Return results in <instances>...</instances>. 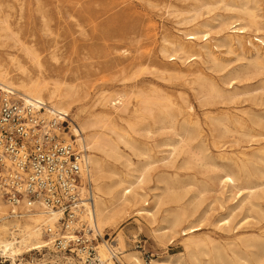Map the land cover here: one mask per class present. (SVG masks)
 <instances>
[{"label":"bare ground","instance_id":"obj_1","mask_svg":"<svg viewBox=\"0 0 264 264\" xmlns=\"http://www.w3.org/2000/svg\"><path fill=\"white\" fill-rule=\"evenodd\" d=\"M9 1L3 0V4ZM78 1L80 0H75V3L78 4ZM178 1L179 5L173 7L172 14L175 15V24L181 29L177 30V34L167 31L159 35L161 40L159 55L163 59L170 63L178 62L183 66L198 59L209 65L208 70L214 73H223L228 65L219 59L218 54H214L212 48L223 47L231 53L236 49H245L248 43L254 48V62L249 63V66L245 68L237 67L226 72L222 76V84L229 87L233 81H239L241 78L259 73L263 68L259 60L261 59L260 52L264 50V38H256L255 41L258 44H254L251 39H246L247 41L243 39L250 30L259 32L264 28L261 17L256 13L258 0ZM13 2L15 3L17 0ZM50 4V0H36L35 11L41 36L33 39L29 44L25 42L21 44V57L24 61L15 58V55L14 57L7 55L9 67H13L20 76L17 78L11 76L12 72L8 66L0 61V90L9 91L26 103H33L35 106L38 103L43 105L46 119L58 117L67 119L72 111V105L76 102L74 87H66L59 82L49 83L43 75L44 68L40 62L42 53L39 55L38 51L48 53L49 58L56 63V55L59 51L56 39L60 37L73 39L78 31L61 34L53 32L50 27L51 19L45 9ZM94 4L105 7L109 3L96 0ZM104 7L97 12L89 7L81 6L78 9L74 7L67 10L65 15L68 18L82 15L89 22L106 16L103 21L94 26L90 33H81V31L78 32V35L94 42L108 41L114 39L118 31L126 32L123 30L127 26L123 28L118 19L108 17V12ZM22 9L20 7L19 12ZM9 16L10 14L0 7V28L3 31H7L10 27ZM131 28L132 26H130ZM130 29L128 28L127 32ZM8 33L10 34V32ZM220 33L225 34L222 38L214 40L218 43L210 45L209 41L213 40L211 36ZM118 34L120 33L118 32ZM154 36H157L156 33ZM122 37L118 38L123 39ZM246 38L248 37L246 36ZM16 44L20 45L18 41L14 40L12 47H16ZM25 60L30 66L37 69L34 77L30 76V71L24 64ZM130 61V63L129 61L128 64L126 63L127 65L124 64L126 66L121 67L123 63L119 62L112 67L114 69L119 67L120 73L123 74L126 69L139 63L136 59ZM141 65L146 67V64L142 63ZM198 66L200 65L198 64ZM173 68L174 70L171 71L170 68L165 67L160 79L169 82L184 80V84L189 86L188 89L193 92V97L203 108L227 106L233 103L238 95L232 86L231 90L220 87L203 70L202 72L199 69L191 70L190 68L186 75L176 71L180 68L175 66ZM138 71L140 69H137L136 73L128 78L119 79L121 83H131L129 91L122 90L113 95L99 93L90 106L93 109L92 112H96L94 111L96 109L98 113L89 112L84 119H76L79 117L76 114V125L73 124L74 126L71 128V138L63 139L67 143L74 144L80 150L91 151V154L85 156L82 174L83 177L86 174L89 180L95 183V195L93 196V210L91 213L88 210H83L82 221H88L93 233L100 237L101 233L111 229L119 219L130 213L147 220H153L156 214L163 213L160 227L153 231L155 239L164 244L165 242L169 243L175 235L185 236L182 239L183 253L176 257L168 256L161 260L151 261L150 264H264V239L243 243L241 248H236L233 244L235 248L230 250L231 255L229 256L212 242L206 244L193 237V233L197 231L196 223L199 222V219L195 218L196 201L211 191V183H216L222 197L225 193H229L231 199L243 196L239 202L241 209L246 205L254 208L258 204L253 201V198L264 186V171L257 167L251 170L252 156L249 158V154L240 152L242 157L237 159L218 154V159L222 163L220 166L213 163L207 164V167L218 171L217 175L208 178L209 182L198 186L190 175L184 179L181 178L176 170L190 171L196 166L204 167L206 165L204 164L205 158H210L205 154L209 148L202 135L201 124L197 120L198 117H195L192 106L188 103L185 104V99L184 105H178L157 87H140L149 80L141 77L142 73ZM145 71L147 70L145 69ZM185 77L188 78L185 79ZM81 107L85 106L81 105ZM204 117L212 147L216 150L224 149L228 144H232L233 141L230 142L227 138L233 135L247 138L250 142L260 137L258 133H255V129L253 130L246 124L247 122L242 116L233 114L229 110L219 116H210L208 112ZM256 118L258 124L264 119L260 115H257ZM156 135L165 138L149 143ZM134 136L141 137L144 141L140 142ZM120 146L130 154L122 153ZM162 148L166 149L164 152H160L164 153V156L157 160L153 159V150ZM98 155H101L102 158ZM178 159L181 161L180 167L176 165ZM107 160H112L114 165H109ZM158 162L161 164L159 168L156 166ZM117 165L118 167H116ZM167 170H173V173L168 174ZM147 196H149L148 200H150L151 206L144 208L147 206L145 204ZM186 199L188 200L185 201ZM7 208L0 198V258L6 259L10 264H19L18 262L23 261L21 257L24 255L45 251L43 258L49 260L50 264H78L71 257L53 253L50 242L43 236V226L52 224L55 217L45 216L37 207L25 211L12 209V212H9ZM231 211L227 216L217 221L218 227H230L233 220ZM122 246L121 235H117L111 245H107L104 240L98 242L97 254L100 261L103 264H115L112 259L120 255L116 259L117 264H141L136 253L122 255ZM42 263L43 260H36L25 264Z\"/></svg>","mask_w":264,"mask_h":264},{"label":"rangeland","instance_id":"obj_2","mask_svg":"<svg viewBox=\"0 0 264 264\" xmlns=\"http://www.w3.org/2000/svg\"><path fill=\"white\" fill-rule=\"evenodd\" d=\"M13 1L10 0L8 3L3 4V0H0L1 9H4L7 13L10 14L8 20L10 23L9 29L7 31H3L0 28V61L3 64L5 63L6 66H8V68L12 72L10 75L14 78H17L20 75L19 73H17V71H15L13 67H9L7 55L9 54L12 57H14L15 55V58L19 59L20 61H24L21 57V44L24 42L29 44V42L33 39L39 38V36H41V33L39 31L37 14L35 11L36 0H17V2L15 3ZM50 1L52 5H48V7H46L45 9H47V13L51 19L50 27H52L51 29H53L52 31L55 33L61 34L64 32H75V30L78 32L82 31L81 33H90L94 29V26L96 24L106 18L105 16L102 18L94 19L93 21L89 22L82 15L73 16V18H68L65 15L67 10L72 9L74 7L78 9L81 6H83V8L89 7L93 11L97 12L100 8H103L104 6H96L94 4L96 0H80L78 1V4L75 3V0ZM103 1L109 3L107 4V6L104 7L106 12H108L107 16L114 17L116 18V20L118 19L120 24L123 25V28L127 26L123 30H126V32L121 33V31H118L120 34H118L117 32L116 37L108 41H90L87 40V38L79 36L78 32H76L73 39L63 37L57 38L56 41L58 44L59 51H57L56 63H54L49 58L48 53H43L41 50L38 51L39 55L42 53L40 55V62L43 65V75L44 77H46L47 81L49 83L59 82L64 84L66 87H74L73 90L75 92L76 102L72 105V113L70 112L68 118L66 119L67 129L64 130L63 134H61V138L64 140L65 138H71V128L76 125V114H78L79 116L76 119H84L87 117V114L89 112L98 113L96 109H94V111L96 112H92L93 109L90 106L99 93L104 92V94L113 95L115 93H118V91H129L131 83H121L120 80L134 75L136 73L135 71H137V69H140V71L138 72L142 73L141 77L149 80V82L144 84V86L140 87H157V89H161V91H163L165 95H167L168 97L170 96V99L178 105H184L185 99V104L188 103L190 106H192V108L194 109L193 113L195 117L199 118H197V120L201 124V128L203 131L202 135L206 139V144L209 148L208 152L205 154L209 155L210 158H205L204 164L206 165L204 167L196 166L190 171H186L184 169L176 170L181 178L184 179V177L190 175L192 178H194V182L196 185H202L203 183H206L208 181L209 177L218 174L217 169L215 170L207 167V164L211 163L215 164L216 166L222 165L221 161L218 159V154H224L227 158L237 159L242 157L240 155V152H246L247 154H249V158L250 156H252L251 160L253 164H251L250 166L251 170L254 169V167H257L264 171V119L261 120V122L258 124L256 118L257 115L264 117V50H261L260 52L261 59L259 61L263 68L259 71V73L256 75H249L246 78H241L239 81H233L232 85L227 87L222 84V76L226 72L237 67L245 68L249 66V63H253L255 60L254 48L248 45V43L246 44L245 49H236L234 52L231 53H229L223 47L212 48L214 54H218L217 56L219 57V59H221L228 65L227 69L223 73H214L208 70L207 67H209V65L205 64L203 61L198 59L184 66L180 65V63L178 62L170 63L159 55V48L161 46V40L159 39V35L167 31L171 34H177V30L181 29L175 24V15L172 14L173 7L179 5L178 0ZM258 1V9L256 13L261 17V21L264 23V0ZM20 7L23 8L21 12H19L18 10ZM75 21L78 22L76 23ZM130 23L131 25H129ZM130 26H132L131 29ZM128 28L130 29V31L128 30L127 32ZM8 32H10V34ZM155 33L157 35L156 37L154 36ZM224 34L225 33H220L218 35L213 34L211 36L213 40L209 41V44L211 45L218 43V41L214 40L222 38ZM135 35L137 36L135 37ZM121 36H123V39L118 38ZM246 36L248 38H246ZM11 37H13V39H11ZM261 37L264 38V28L259 32H254V30H250L243 39L244 41L246 39H251L254 44H258L255 39ZM14 40L18 41L20 45L16 44V47H12L14 45ZM127 52L130 53L128 54ZM132 59L138 60L139 63L141 62L140 64L138 63V65H140L139 68L136 64L134 65V67L131 66L126 69L125 73L123 74L120 73L121 70L119 71V67L115 69L113 68L114 64L119 62L123 63L121 67L126 66L128 64V61L130 63V60ZM142 63L143 65L146 64V67H143L141 65ZM196 63H198L200 66H198V64ZM24 64L26 65V67H28L30 71V76L34 77L36 75L37 69L30 66L26 60ZM141 66L143 67V69H141ZM174 66L181 69L180 70L176 68V71H180L181 73L186 75L188 69L190 70V68L191 70H203L204 73L214 79V81L220 87L224 88L225 90H231L232 86L233 89H236V93L238 95L234 99L233 103L227 106H217L218 108H203L193 97V92L188 89L189 86L184 84V80H172L169 82L160 79L161 73L164 71L165 67H168L171 71H173ZM145 69L147 71H145ZM187 78L188 77H185V79ZM166 91L171 94H168ZM81 105L85 107H81ZM228 110L233 114L242 116L244 120H246V124L253 130L255 129V133H258L260 137L250 142L247 138H242L238 135H233L232 137L227 138L228 141H233L232 144H228L227 147L221 150L214 149L212 147L210 134L205 123L206 119L204 115L205 113L209 112L210 116H219L221 114L227 113ZM134 138L140 142L144 141L141 137L134 136ZM164 138V136L156 135L154 136L152 141H149V143L158 142L163 140ZM120 149L122 153L128 155L130 154L122 146H120ZM165 150V148L154 149L152 152L153 159H160L162 156H164V153L160 152H164ZM88 154H91V151L89 152V150L87 149V152H85V156H88ZM98 157L102 158L101 155H98ZM133 160L135 159L133 158ZM177 162V167H180L181 161L178 159ZM107 163L111 166L114 165L112 160H107ZM156 166L159 168L161 164L158 162ZM116 167H118V165ZM167 172L168 174H172L173 170H167ZM90 182L92 184L93 193L95 195V183L92 181ZM210 189V192L205 193L201 197V199L196 201L195 218L199 219L198 223L200 224L196 223L197 231L193 233V237L195 239H200V241L206 244H210L209 242H212V244L219 247L220 250L225 251L229 256L231 255V249H234L235 247L241 248L243 243H252V241L264 239V186L253 198V201L257 203L258 206L250 208L246 205L243 209H241L242 207H239V202L243 198V196L242 198L240 196L236 199H231L229 193H225V195H223L222 197L220 195L221 191L218 190L216 183H211ZM145 190L147 191V189ZM148 199L149 196H147V199L145 201V204H147V206H144V208H149L151 206L150 200ZM187 200L188 199H186L185 201ZM232 208L233 211H231ZM7 209L10 212V209ZM230 211L232 212L231 214L233 216V220L230 227H218L217 221L222 217L227 216ZM162 216L163 213H159L156 214L153 220H147L144 217L134 216L133 213H130L126 217L119 219L117 221V224H115V226H113L111 229H107L103 233H101V236L99 237L100 241L98 242L104 240L107 242V245H111V242L115 239V237L117 235H121L123 239L122 255L128 253H136L141 261V264H143V260L145 259H149L150 261H157L164 259L168 256L176 257L179 254L183 253L182 239H184L185 236L175 235L169 243H159L158 240L155 239L156 237L154 236L153 231L160 227ZM209 237L212 239H210ZM233 244L235 245V247H233ZM45 253V251L34 253L32 252L31 255L28 254L21 257L23 261L18 263L25 264L26 262L43 260L42 264H48L49 260H45L43 258V255ZM119 257L120 255L116 256L113 260L115 264H117L116 259H118ZM0 260L3 261V264H10V262H8L6 259L0 258Z\"/></svg>","mask_w":264,"mask_h":264},{"label":"built area","instance_id":"obj_3","mask_svg":"<svg viewBox=\"0 0 264 264\" xmlns=\"http://www.w3.org/2000/svg\"><path fill=\"white\" fill-rule=\"evenodd\" d=\"M43 107L0 90V198L10 212L37 207L55 217L42 230L53 253L78 264H103L97 254L100 238L81 219L83 210L92 212L94 196L82 174L85 151L61 138L67 120L46 119Z\"/></svg>","mask_w":264,"mask_h":264}]
</instances>
